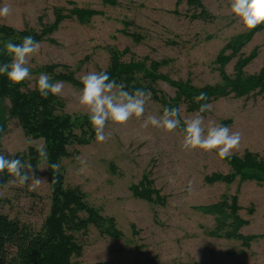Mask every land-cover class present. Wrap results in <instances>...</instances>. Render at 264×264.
Masks as SVG:
<instances>
[{
    "label": "rangeland",
    "instance_id": "rangeland-1",
    "mask_svg": "<svg viewBox=\"0 0 264 264\" xmlns=\"http://www.w3.org/2000/svg\"><path fill=\"white\" fill-rule=\"evenodd\" d=\"M3 2L10 5L12 13L0 17V24L18 28L40 29L42 24L55 19L58 7L69 10L76 5L100 12L87 23L75 17L65 19L53 34L55 43H40L39 53L29 58L31 85L38 77L34 70L43 64L67 63L76 70L78 79L105 69L110 58L108 47L113 46L130 49L124 60L146 55L156 60L169 58L170 64L161 71L174 80L190 79L196 86L214 85L221 81L215 63L221 49L232 37L248 31L230 11V0H203L212 16L209 20L190 19L186 2L178 0H117L116 4L105 0ZM123 29L142 39L123 34ZM255 49L258 55L245 67L247 74H256L264 66V29L255 34L241 53L249 55ZM238 57L226 65L228 75L234 74ZM62 83L61 96L67 101L68 112L87 113L88 109L79 103L81 88ZM156 87L170 97L175 96V88L165 81H158ZM210 104L211 111L203 115L205 125L231 120L227 126L241 134L233 154L241 156L251 150L264 160V94L221 97ZM4 105V115L9 118L2 137L5 149L14 154L27 151L30 146L44 145L42 139L27 137L18 120L9 116V99ZM162 112L163 106L151 97L140 119L133 117L122 125L108 122V140L74 145L71 155L63 159L67 182L80 185L90 203L104 217L115 220L118 231L112 233L107 221H103L98 227L89 225L75 233L83 248L76 260L80 264H264V237L247 246L237 239L210 236L207 230L215 226V219L199 208L219 202L224 194L236 195L241 207L239 215L249 222L240 233L262 234L264 183L239 178L232 183H207V175L229 173L230 166L214 150H185L180 129L168 133L152 126L143 127L148 116L159 117ZM195 114L181 105L182 117ZM25 168L30 176L28 182L21 185L17 179L1 190L0 195L7 201L0 205V213L40 227L50 210L47 167L42 163L37 171L28 164ZM145 174L168 197L164 206L133 195L131 186ZM189 181L191 193L186 191Z\"/></svg>",
    "mask_w": 264,
    "mask_h": 264
},
{
    "label": "trees",
    "instance_id": "trees-1",
    "mask_svg": "<svg viewBox=\"0 0 264 264\" xmlns=\"http://www.w3.org/2000/svg\"><path fill=\"white\" fill-rule=\"evenodd\" d=\"M105 1L117 3V0ZM182 1H185L188 6L186 15L190 19L209 20L212 17L203 0H178V3ZM99 13L97 10L76 5L69 10L58 7L55 8V19L42 24L40 29L0 24V38H10L15 43H20L24 36L32 35L39 43L46 41L55 43L53 34L65 19L75 17L79 22L87 23ZM263 29L264 23L252 30L237 34L228 41L215 60L221 72V81L214 85L196 86L190 79H172L161 71L164 66L170 64L169 58L156 60L148 55L138 58L133 55L134 57L129 60H124L130 49L121 50L117 46L108 47L110 58L105 69L110 74V79H115L118 83L123 82L129 90L132 88L149 90L151 97L163 108L172 106L180 109L181 105L185 104L189 111L196 112L199 103L210 104L221 97H242L253 92L264 94V66L256 74H247L245 71V67L257 57V49L249 55L241 53L244 46ZM121 32L135 40L142 39L139 34L130 33L126 29ZM237 56L239 57L234 66V74L228 75L225 67ZM10 59V56L0 54V62H7ZM34 71L38 77L32 82L33 85L29 79L14 84L6 77L0 76V152L12 156L5 149L2 141L9 119L4 115L2 107L5 106L4 101L9 99L11 103L8 110L9 116L18 120L27 137L44 141L47 153L45 157L39 155L36 146H30L27 151L17 152L14 155L34 171H37L42 163L46 164L51 190L50 210L40 227L0 213V264H80L75 257L82 255L83 248L75 233L86 230L89 225L98 227L103 221H107L112 233H118L115 220L104 217L98 208L90 203L80 185H70L67 182L62 165L63 159L71 155V147L77 144H89L95 140V134L86 113L68 112L64 97L49 95L45 99L36 90L37 80L42 72L48 73L53 82H67L82 88L73 66L67 63H49L43 64ZM158 81H165L174 87L175 96L170 97L158 89L156 87ZM200 92L207 94V101L199 103L195 101L194 97ZM208 113L205 112L203 115ZM230 123L231 120L222 122L225 125ZM222 160L228 163L231 171L226 174L207 175L205 177L207 183H232L238 178L241 181L254 180L264 183V160L258 153L246 150L241 156L232 154L230 158ZM53 165L59 167L54 168ZM17 179L6 170L0 173V192ZM131 190L135 197L148 203L161 206L167 203L168 197L155 187V181L148 174H145L138 183L133 184ZM6 201L7 199L0 195V205ZM199 208L205 215L213 216L215 219V226L207 230L210 236L237 239L247 246L254 240L264 237V233L246 236L240 233V229L249 222L239 215L241 207L236 195L224 194L219 202L199 206Z\"/></svg>",
    "mask_w": 264,
    "mask_h": 264
},
{
    "label": "clouds",
    "instance_id": "clouds-1",
    "mask_svg": "<svg viewBox=\"0 0 264 264\" xmlns=\"http://www.w3.org/2000/svg\"><path fill=\"white\" fill-rule=\"evenodd\" d=\"M230 11L237 17L243 26L252 30L264 23V0H230ZM12 13L8 3L0 0V17H7ZM40 51V43L32 35H26L20 43L12 39L0 38V54L10 56L7 62H0V76L6 77L14 84H19L31 75L29 58ZM82 84L79 103L85 106L89 124L91 125L97 143L109 139L110 133L105 131L108 122L124 124L130 118L140 119L145 112V105L151 99V92L144 88L129 90L123 82L118 83L110 79L107 69L89 72L80 78ZM62 82H53L52 77L42 72L37 80V91L45 99L60 96L63 90ZM197 103L207 101L205 92H200L194 97ZM211 104L199 103L196 114L191 118L182 117L179 107L165 106L162 115L148 116L143 127L149 126L162 129L171 133L177 129L182 132V147L185 150L215 151L220 159L230 158L233 150L239 146L241 134L219 122L210 121L205 125L203 114L211 111ZM36 150L41 157L46 156L43 144L36 145ZM84 163L83 161L81 162ZM54 168L59 167L53 165ZM23 161L0 152V173L5 170L10 175L18 178L22 185L29 181V174L24 171ZM192 182L189 181L186 191L192 192Z\"/></svg>",
    "mask_w": 264,
    "mask_h": 264
}]
</instances>
